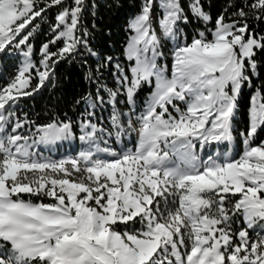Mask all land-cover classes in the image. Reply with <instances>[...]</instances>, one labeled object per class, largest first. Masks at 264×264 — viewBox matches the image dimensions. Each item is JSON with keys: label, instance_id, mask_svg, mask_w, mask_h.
Masks as SVG:
<instances>
[{"label": "snow or ice", "instance_id": "snow-or-ice-1", "mask_svg": "<svg viewBox=\"0 0 264 264\" xmlns=\"http://www.w3.org/2000/svg\"><path fill=\"white\" fill-rule=\"evenodd\" d=\"M88 8L0 0V59L19 60L0 85V264H264V88L236 127L242 89L264 71V0H226L216 14L210 0H142L123 60L93 47ZM42 23L51 37L36 60ZM76 57L111 67L115 87L97 76L75 120L21 113ZM132 133L133 147L112 146ZM77 139L75 155L40 150Z\"/></svg>", "mask_w": 264, "mask_h": 264}, {"label": "trees", "instance_id": "trees-1", "mask_svg": "<svg viewBox=\"0 0 264 264\" xmlns=\"http://www.w3.org/2000/svg\"><path fill=\"white\" fill-rule=\"evenodd\" d=\"M70 3L71 0H68ZM213 14L218 13L225 5L226 0H210ZM96 7L92 8L91 4ZM142 0H89V8L85 13L84 23L92 31L93 47L103 55L120 57L128 35L127 25L130 19L139 11ZM57 9H52L48 14L49 23L54 20ZM95 13V15H93ZM95 24V28L92 25ZM187 32L194 33L193 26L189 25ZM49 24L42 23L40 32L34 40L36 48V60H39V48L42 43L50 39ZM55 50V49H53ZM97 59L89 58L85 64L83 59L76 57L71 62L62 61L56 68V74L46 87L31 98L23 101L20 105L21 113H27L29 119L38 124L48 123L59 116L63 118L64 113L74 120L83 111V105H75L76 99L87 92H95L97 87L96 78L101 76L100 83H106L109 87H115V80L112 76L113 69L105 68L102 75L96 73ZM169 65L171 61H168ZM19 60L14 57L0 59V85L7 83L8 79L16 72ZM94 75L88 79L89 72ZM254 85L245 86L239 102V113L237 116V129H244L248 123V113L252 105V97L257 88H264V71L260 77H253ZM148 89L139 93L138 105H142L147 98ZM127 110L126 106H121ZM111 108L105 107L98 110V118L105 127H110ZM78 132V129H77ZM78 141V139H77ZM264 141V130L257 136V143ZM59 147V146H58ZM242 145H237L235 151L242 150Z\"/></svg>", "mask_w": 264, "mask_h": 264}, {"label": "rangeland", "instance_id": "rangeland-1", "mask_svg": "<svg viewBox=\"0 0 264 264\" xmlns=\"http://www.w3.org/2000/svg\"><path fill=\"white\" fill-rule=\"evenodd\" d=\"M170 48H171V45H170V44L166 45V47H165V52L168 53V52L170 51ZM168 61H171L170 56H169ZM168 61H167V62H168ZM244 89H245V88L242 89V92L244 91ZM241 94H242V93H241ZM240 100H241V97H240ZM240 100H239V102H240ZM261 131H262V130H261ZM77 134H79V132H77ZM127 138H128L129 140L132 138V141H134V143H135V140H136L135 133H132L131 136H130V137H127ZM64 145H66L67 147H76L77 145H79L81 148L83 147V146L81 145V143L79 142V140H78V142H77L76 140H73V141L59 142L56 146H51L50 148H55V147H58V146H59V147H63ZM231 148H236V144H233V145L231 146ZM47 150H48V148H44L43 146L41 147V151H42V152L47 151ZM74 151H75V150H74ZM234 153H236V151H235ZM54 154L57 155V152L54 151ZM65 155H70V154H67V153H64V152H59L57 158H60V157L65 156Z\"/></svg>", "mask_w": 264, "mask_h": 264}]
</instances>
